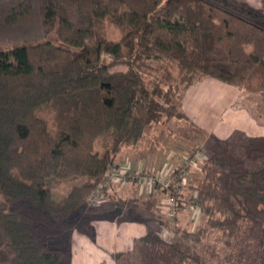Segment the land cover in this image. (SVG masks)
<instances>
[{
    "label": "trees",
    "instance_id": "16d2710c",
    "mask_svg": "<svg viewBox=\"0 0 264 264\" xmlns=\"http://www.w3.org/2000/svg\"><path fill=\"white\" fill-rule=\"evenodd\" d=\"M261 4L0 0V262L71 264L69 248L45 240L43 219L64 224L81 213L124 147L138 146L164 117L190 119L174 104L172 85L159 79L151 85L149 60H164L185 89L209 76L264 91ZM111 24L118 39L108 36ZM119 64L127 69L114 70ZM101 136L102 153L95 149ZM229 148L216 138L193 200L207 224L223 232L236 234L246 221L264 251V136L249 137L246 146L247 158L261 159L258 167ZM202 233L185 236L201 241ZM112 258L115 264H208L182 242L151 231ZM250 264H264V253Z\"/></svg>",
    "mask_w": 264,
    "mask_h": 264
},
{
    "label": "rangeland",
    "instance_id": "374dc122",
    "mask_svg": "<svg viewBox=\"0 0 264 264\" xmlns=\"http://www.w3.org/2000/svg\"><path fill=\"white\" fill-rule=\"evenodd\" d=\"M238 1L256 9L262 7L261 0H249L250 3ZM260 25L264 29V21ZM107 32L111 39H118L121 35L120 30L112 24ZM75 37L72 33L68 35L70 39ZM53 39L64 41H59L56 34ZM148 62L150 64L145 67V74L152 86L155 79L161 80L165 88L172 85L174 104L177 103L179 109L186 112L184 103L187 102L197 119L202 115L210 116L219 132L216 135L208 132L187 112L190 119L164 117L145 133L138 146L124 147L118 155V165L127 169L125 185L108 186L103 202H98L101 195L98 190L89 207L64 224L43 219L40 227L45 240L51 245L69 248L71 252L85 245L90 254L92 249L95 258H99L94 264H110L118 237L112 240L116 242H112L111 250L103 243V237L112 233L109 219L126 222L136 216L141 220L149 219L148 231L170 241L182 242L188 249L206 258L208 264H250L260 260L264 251L258 237L249 233L246 221L241 223L236 234L211 227L207 224V215L197 207L193 198L197 195L196 188L204 179L203 164L212 155L216 138L228 140L230 153L246 159L249 166L261 165V159L247 158L246 146L249 137L264 135V91H250L209 76L202 77L193 87L185 89L176 80L174 69L168 67L164 60ZM126 69L124 64L114 68ZM104 139L101 136L96 140L95 149L100 153L104 151ZM163 170L164 174H170L167 180L169 186L150 188L140 181V175L159 174ZM82 181L78 179L63 185L57 190V196L68 194L74 184L79 185ZM171 195L176 197L177 203L167 211L168 205L163 207L164 201ZM100 220H104L101 226H106V232L99 229ZM200 229H204L201 241L185 236L186 232L196 233ZM71 264L74 263L71 261Z\"/></svg>",
    "mask_w": 264,
    "mask_h": 264
},
{
    "label": "crops",
    "instance_id": "0c3cea01",
    "mask_svg": "<svg viewBox=\"0 0 264 264\" xmlns=\"http://www.w3.org/2000/svg\"><path fill=\"white\" fill-rule=\"evenodd\" d=\"M245 1L250 3L249 0H245ZM191 87H193V86H191ZM187 101H188V98H187ZM186 103L187 102L184 103V108H185L186 112L190 116H192L193 118L197 119L195 116L194 110L192 109V111H190V109H189L190 104L188 103L189 105H187ZM198 118L199 119H197L195 122L199 126L204 128L208 132L210 131V133L212 132L214 135H216L219 132L217 130V128L215 127L216 123L213 122V119L210 116L207 117V116L202 115L201 117L199 116ZM109 220H111L108 222H111L110 228L112 229V231H111L112 233L109 236L103 237V243L106 245V247L109 250H111L113 247V244H115V242H116V240L114 242L112 240L117 236L118 237V239H117L118 244L115 247L113 252L133 249L134 239L144 236L147 233L148 227H149V225H148L149 219H145V218L142 219L145 221H142L141 218H131V219L127 220L126 222L118 221V219L117 220L116 219L115 220L109 219ZM103 221L104 220H102V221L100 220L99 229H103V232H106V228H105L106 226H101V223H103ZM107 235H108V233H107ZM99 241H101V238ZM112 242H113V244H112ZM91 252L92 253L90 254L85 245L80 250L74 248L73 252H72L73 253L72 263H74V264L75 263L76 264L77 263L82 264L81 262H85L87 264L97 263L99 261V258H95L96 254L92 251V249H91ZM111 260H112V263H110V264H115V262L112 258H111Z\"/></svg>",
    "mask_w": 264,
    "mask_h": 264
},
{
    "label": "built area",
    "instance_id": "2783aa9c",
    "mask_svg": "<svg viewBox=\"0 0 264 264\" xmlns=\"http://www.w3.org/2000/svg\"><path fill=\"white\" fill-rule=\"evenodd\" d=\"M194 164H196L195 161H193ZM127 174V169L123 165H118L116 167H111L108 169L107 174H106V182L105 184H100L96 192L93 194L92 201L94 197L97 195V191L99 190L100 196H99V201L98 202H103L105 200V192L108 186L111 185H120L123 187L125 185V178ZM138 175V174H137ZM163 176V177H162ZM170 174L166 173L164 174V170L159 173V174H145V175H140V181L146 185H148L150 188L152 186L156 185H161V186H169L170 183L167 182L169 179ZM95 201V200H94ZM163 207L167 206V211H170L171 208L176 205V197L174 195H171L168 197L167 201H164Z\"/></svg>",
    "mask_w": 264,
    "mask_h": 264
}]
</instances>
